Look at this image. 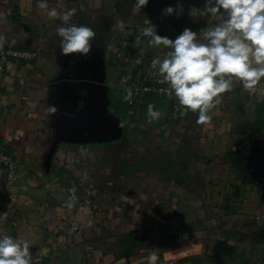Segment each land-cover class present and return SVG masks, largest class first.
I'll list each match as a JSON object with an SVG mask.
<instances>
[{"label": "crops", "instance_id": "1", "mask_svg": "<svg viewBox=\"0 0 264 264\" xmlns=\"http://www.w3.org/2000/svg\"><path fill=\"white\" fill-rule=\"evenodd\" d=\"M134 3L49 0L96 34L87 57H65L59 18L0 0V50L35 56L0 74V150L17 163L11 183L0 168V232L28 240L32 264H148L151 250L157 264H264V93L235 83L205 125L153 96L129 116L119 77L170 51L148 45L147 21L171 39L220 23L189 15L205 0Z\"/></svg>", "mask_w": 264, "mask_h": 264}, {"label": "clouds", "instance_id": "2", "mask_svg": "<svg viewBox=\"0 0 264 264\" xmlns=\"http://www.w3.org/2000/svg\"><path fill=\"white\" fill-rule=\"evenodd\" d=\"M57 2L62 4L63 0ZM148 3L149 0H135L133 10L143 9ZM37 7L48 18L60 19L56 35L61 55H89L96 34L92 28L72 22L76 8H66L60 13L50 7L49 0H37ZM182 11V5L168 6L162 15L179 16ZM189 15L207 16L209 23L212 19L220 23L200 31L185 28L171 39L159 35L157 27L147 21L141 35L149 38V46L170 49L163 59L157 57L151 62L158 69L155 73L160 78L158 82L166 83L168 88L164 91L174 95L182 108L197 114V124L205 125L211 122L210 112L220 103L222 94L231 92L235 83L239 82L245 91L264 93L260 87L264 82V0H205L203 8L192 7ZM4 42L0 37V47ZM125 92V99L130 100L132 90ZM161 116L154 104L147 106L149 122ZM72 206V203L67 205ZM6 219L7 213H0V224ZM158 259L156 250L149 251L148 264H157ZM32 261L28 240L0 232V264H32Z\"/></svg>", "mask_w": 264, "mask_h": 264}, {"label": "built area", "instance_id": "3", "mask_svg": "<svg viewBox=\"0 0 264 264\" xmlns=\"http://www.w3.org/2000/svg\"><path fill=\"white\" fill-rule=\"evenodd\" d=\"M35 56L27 50L17 48L14 46L6 47L0 50V74L6 71L9 63H23ZM152 60H150L140 71L136 74L124 73L119 77V85L121 86L122 100L127 106V113L129 116L133 115L139 108H142L146 97H156L163 99L170 104L171 120L176 121L179 118V104L175 96H169L164 89L168 88L166 83H160L159 77L155 75L157 68L152 67ZM126 89H131L133 92L132 98L125 99ZM17 163L10 154L6 151L0 150V168L6 173V178L11 183L16 176ZM264 213V205H263ZM264 215V214H263Z\"/></svg>", "mask_w": 264, "mask_h": 264}]
</instances>
